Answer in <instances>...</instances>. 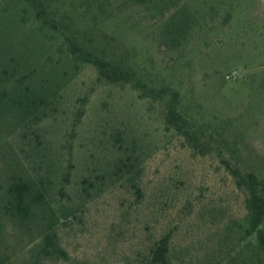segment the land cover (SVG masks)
<instances>
[{"label":"rangeland","instance_id":"1","mask_svg":"<svg viewBox=\"0 0 264 264\" xmlns=\"http://www.w3.org/2000/svg\"><path fill=\"white\" fill-rule=\"evenodd\" d=\"M163 2L174 7L60 0L55 9L148 86L176 92L178 109L206 141L201 153L163 133L159 102L168 95L150 105L127 90L96 86L92 67L73 60L62 36L43 28L26 3L0 0V257L6 264H31L40 240L36 228H14L1 210L10 177L38 172L28 144L34 129L53 167L63 160L71 176L108 165L115 132L135 138L143 153L141 195L124 180L106 187L80 218L57 224L65 256L39 264H133L166 233L173 264H264V251L245 233L243 194L220 163L236 160L264 179V0ZM180 13L189 17V30L173 40L165 25ZM39 96L49 118L36 127L24 113ZM84 97V115L72 129Z\"/></svg>","mask_w":264,"mask_h":264},{"label":"trees","instance_id":"2","mask_svg":"<svg viewBox=\"0 0 264 264\" xmlns=\"http://www.w3.org/2000/svg\"><path fill=\"white\" fill-rule=\"evenodd\" d=\"M33 11L35 20L50 31L59 33L67 46L69 56L75 61H81L95 72V85L118 88L137 94V98L148 101L150 105L156 98L169 96L166 103L159 102L160 123L165 135L172 139H180L193 153L200 152L206 141L197 136L191 122L177 107L178 94L167 87L154 89L147 85L141 75L133 67L114 61L104 50L90 45L88 35L81 30L66 14L58 15L55 6L60 0H21ZM173 1V0H172ZM136 4L145 5L147 10L168 8L174 5L163 0H134ZM165 4V5H164ZM174 7V6H173ZM189 17L180 13L174 15L165 25L173 33V40H178L189 30ZM76 106L72 119V129L75 128L84 115L83 103ZM46 101L39 96L30 98L24 116H31V123L36 127L49 118V108ZM30 107V109H28ZM23 113V112H22ZM34 129V128H33ZM31 131L33 138L28 142L30 150L36 155L35 165L38 172L31 174L12 175L4 188L2 214L11 225L19 230L32 231L36 228L40 240L33 249L31 264H39L58 256H65L58 243L56 226L59 222L78 219L84 214L86 205L98 196L106 187L119 181H126L132 187L136 196L141 195L139 165L143 159L140 150L142 146L131 136L115 132L111 138V161L108 165L85 168L80 174H73L59 161L60 168L53 167L48 158L46 142L38 132ZM33 143H35L33 145ZM205 146V145H204ZM41 155V156H39ZM61 159V158H60ZM69 160H66L69 166ZM224 172L230 178L233 188L243 194V207L247 222L246 235L254 237V247L264 251V179L255 173L247 171L236 160L221 159ZM44 167L43 172L39 170ZM171 235L155 240L145 249L139 251L133 264H173L170 259ZM6 259L0 257V264H6Z\"/></svg>","mask_w":264,"mask_h":264}]
</instances>
